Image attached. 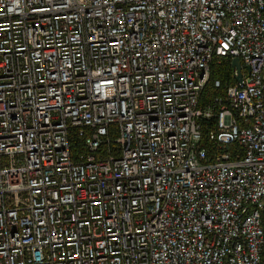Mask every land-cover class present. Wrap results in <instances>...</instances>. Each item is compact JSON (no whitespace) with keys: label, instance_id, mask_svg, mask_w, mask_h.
Segmentation results:
<instances>
[{"label":"built area","instance_id":"built-area-1","mask_svg":"<svg viewBox=\"0 0 264 264\" xmlns=\"http://www.w3.org/2000/svg\"><path fill=\"white\" fill-rule=\"evenodd\" d=\"M0 264H264V0H0Z\"/></svg>","mask_w":264,"mask_h":264},{"label":"trees","instance_id":"trees-1","mask_svg":"<svg viewBox=\"0 0 264 264\" xmlns=\"http://www.w3.org/2000/svg\"><path fill=\"white\" fill-rule=\"evenodd\" d=\"M231 70V64L229 59H223L222 65L212 70L211 79L220 77L223 81L227 80V75ZM216 90L213 89L212 83L209 82L202 94V103L209 101L215 94Z\"/></svg>","mask_w":264,"mask_h":264},{"label":"water","instance_id":"water-1","mask_svg":"<svg viewBox=\"0 0 264 264\" xmlns=\"http://www.w3.org/2000/svg\"><path fill=\"white\" fill-rule=\"evenodd\" d=\"M231 65L235 67L237 70V76H236L237 81L241 82L242 81V76H241L242 65H241L240 59L238 57H234L231 61Z\"/></svg>","mask_w":264,"mask_h":264}]
</instances>
